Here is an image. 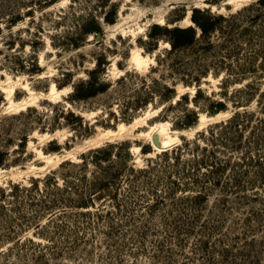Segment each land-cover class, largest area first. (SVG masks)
<instances>
[{
  "label": "rangeland",
  "instance_id": "374dc122",
  "mask_svg": "<svg viewBox=\"0 0 264 264\" xmlns=\"http://www.w3.org/2000/svg\"><path fill=\"white\" fill-rule=\"evenodd\" d=\"M0 264H264V0H0Z\"/></svg>",
  "mask_w": 264,
  "mask_h": 264
},
{
  "label": "trees",
  "instance_id": "16d2710c",
  "mask_svg": "<svg viewBox=\"0 0 264 264\" xmlns=\"http://www.w3.org/2000/svg\"><path fill=\"white\" fill-rule=\"evenodd\" d=\"M204 11L205 10L196 7V8L193 9L192 17H193L194 21L196 22V24L200 27L202 32L203 33H207L208 31H210L214 27L215 19H214V16L210 12L206 13ZM106 19L109 20V21H114L115 20V18L112 16V14H108ZM94 22H95V26L93 27V29H90V31H93V32L101 31L102 29H101L100 23H98V20L94 19ZM156 28L160 29L161 26L160 25H156ZM174 30H176L179 33H181V35H178V39H176V37H174L171 40V42L173 44V48H178L180 45L193 42L197 38L198 31H197V28L195 26H188V27L177 26V27H175ZM89 83H90V86H94L93 80H90ZM105 88H106V84L105 83H100V85L98 87H96L95 89H93V91L104 90ZM220 104L222 105L223 103H220ZM221 108L222 107L220 106L217 110H220ZM245 115L247 117V113L242 114V116H244V117H245ZM236 121H237V117H236V120L229 121V123L235 124ZM182 147H183V145L182 146L181 145H176L173 148L165 149L164 152L167 155L168 154H172L174 152H177V151L179 152L180 150H182L183 149ZM199 156H201V155H199ZM211 165H213V164H211ZM213 180H215V178ZM219 180H220L219 178L216 179V181H219ZM110 186H112L115 189L114 194L111 195V199L109 200L111 202L119 194L118 184L115 181L111 180V179H102L101 181H99L97 186L89 187V191H90L89 194L92 191L96 190V189H98L97 191H101L102 189H104L106 187H110ZM202 192L203 191H200L199 194H201ZM193 197L197 198V195L193 196ZM107 207L108 206L105 204L104 206L99 207L97 210L102 213V212L105 211V208H107Z\"/></svg>",
  "mask_w": 264,
  "mask_h": 264
},
{
  "label": "bare ground",
  "instance_id": "6f19581e",
  "mask_svg": "<svg viewBox=\"0 0 264 264\" xmlns=\"http://www.w3.org/2000/svg\"><path fill=\"white\" fill-rule=\"evenodd\" d=\"M54 88V87H53ZM54 91V90H53ZM158 125V124H157ZM153 127H156V126H153ZM165 128H166V124L164 125V124H159L158 126H157V129H155V131L157 130V131H159V132H165ZM151 132V131H150ZM166 135H168V134H166ZM161 136V135H160ZM162 136H165V135H162ZM155 142V144H157L156 143V141H154ZM170 139L169 138H164L162 141H161V143H162V145H164V146H166V145H169L170 144ZM166 148V147H165ZM157 149V148H156ZM160 149V148H159Z\"/></svg>",
  "mask_w": 264,
  "mask_h": 264
},
{
  "label": "water",
  "instance_id": "95a60500",
  "mask_svg": "<svg viewBox=\"0 0 264 264\" xmlns=\"http://www.w3.org/2000/svg\"><path fill=\"white\" fill-rule=\"evenodd\" d=\"M154 141H156V147H162L163 148V146H162V143H161V141H160V139H159V137H158V135H156L155 136V139H154Z\"/></svg>",
  "mask_w": 264,
  "mask_h": 264
}]
</instances>
